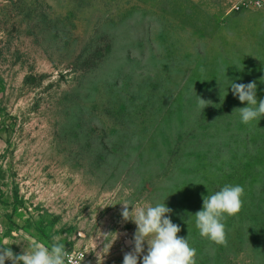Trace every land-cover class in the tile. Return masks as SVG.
<instances>
[{
  "label": "rangeland",
  "instance_id": "1",
  "mask_svg": "<svg viewBox=\"0 0 264 264\" xmlns=\"http://www.w3.org/2000/svg\"><path fill=\"white\" fill-rule=\"evenodd\" d=\"M241 1L0 0V243L122 264L120 203L167 196L197 264H264V117L224 91L225 69L264 98V10ZM225 184L244 196L218 245L194 214Z\"/></svg>",
  "mask_w": 264,
  "mask_h": 264
},
{
  "label": "clouds",
  "instance_id": "2",
  "mask_svg": "<svg viewBox=\"0 0 264 264\" xmlns=\"http://www.w3.org/2000/svg\"><path fill=\"white\" fill-rule=\"evenodd\" d=\"M223 76L226 85L224 91L230 87L234 97L242 104L246 102V106L234 109L238 110L240 122L249 124L264 117V98L257 101L256 82L235 83L226 77L225 69ZM194 95L197 97V108L200 111L211 103L198 97L195 92ZM243 196L244 188L239 184H225L218 191L203 196L202 207L194 214V225L199 236L218 245L224 244L226 239L224 220L240 212ZM166 198L167 196L162 202L154 204L136 203L133 206L131 202L120 203L124 206L121 212L123 219L131 220L135 225L131 241L132 250L123 255L122 264H138V257L139 264H197L196 249L190 245L188 237L177 235L181 228L170 219L168 214L172 210L165 205ZM4 231V226L0 225V233ZM10 236L14 240L16 234L10 233ZM58 239L53 237L52 243L45 244L32 237L23 252L18 254H14L9 247L14 242L10 243L8 239H4L3 243H0V264H5L6 260L10 264H66L68 250L64 244L58 242ZM72 255L76 256V252H72Z\"/></svg>",
  "mask_w": 264,
  "mask_h": 264
},
{
  "label": "built area",
  "instance_id": "3",
  "mask_svg": "<svg viewBox=\"0 0 264 264\" xmlns=\"http://www.w3.org/2000/svg\"><path fill=\"white\" fill-rule=\"evenodd\" d=\"M241 7L253 8L256 10H264V0H242L240 2ZM83 256V257H82ZM66 264H94L86 260L84 255L78 254L76 256H69L67 258Z\"/></svg>",
  "mask_w": 264,
  "mask_h": 264
},
{
  "label": "water",
  "instance_id": "4",
  "mask_svg": "<svg viewBox=\"0 0 264 264\" xmlns=\"http://www.w3.org/2000/svg\"><path fill=\"white\" fill-rule=\"evenodd\" d=\"M130 244H131V241H130V240H128V239H124L123 245H124L125 247H129Z\"/></svg>",
  "mask_w": 264,
  "mask_h": 264
}]
</instances>
